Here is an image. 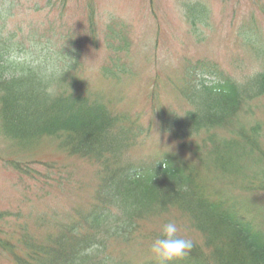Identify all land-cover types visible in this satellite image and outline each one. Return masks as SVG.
I'll list each match as a JSON object with an SVG mask.
<instances>
[{
  "label": "trees",
  "instance_id": "16d2710c",
  "mask_svg": "<svg viewBox=\"0 0 264 264\" xmlns=\"http://www.w3.org/2000/svg\"><path fill=\"white\" fill-rule=\"evenodd\" d=\"M55 2L62 19L69 0ZM88 2L82 34L66 23L14 40L6 27L11 5L0 0L3 160L42 186L37 198L45 200L37 211L0 209V262L157 264L151 245L171 221L178 237L193 242L174 264H264V212L251 199L264 193L263 36L254 27V37L239 35L244 58L234 61L236 72L244 64L242 75L214 60L187 61L173 86L177 94L170 93L178 107H156L152 88L148 112L132 115L107 88L122 80L115 70L134 77L125 64L128 29L108 24L115 32H104L102 76H89L82 44H99ZM187 21L193 31L209 28L210 12L193 3ZM154 135L168 137L175 151L146 154ZM53 161L81 176L64 178ZM210 170L217 185L204 179Z\"/></svg>",
  "mask_w": 264,
  "mask_h": 264
},
{
  "label": "rangeland",
  "instance_id": "374dc122",
  "mask_svg": "<svg viewBox=\"0 0 264 264\" xmlns=\"http://www.w3.org/2000/svg\"><path fill=\"white\" fill-rule=\"evenodd\" d=\"M90 1L96 12L99 48L97 50L93 46L82 44L88 74L91 76L94 73V78L102 76L99 69L107 58L103 46L104 32H115L108 24L114 22L119 25V29L124 25L131 40V50L125 58V61L128 60L125 64L134 71V77L129 72L122 74L115 70L122 80L118 82L115 78L111 79L107 88L118 105L121 104L125 111L131 110L132 114L139 110L148 112L147 101L152 88L157 93V106L159 101L166 105H176L174 101H170V93H173L172 89L175 91L173 86L178 81L177 72L187 59H211L237 75L235 65L232 64L233 58H244L238 46L237 34L253 26L264 37V0H201L209 5L212 12L211 29L205 31V40L193 34L201 30L193 33L189 30L183 16L185 3L196 0ZM55 3V0H9L11 11L6 27L8 31L13 30L16 33L14 40L21 35L26 38L35 30L54 29L66 23L79 34L87 29L88 0H69L62 19L59 17L60 2L58 1L59 5ZM83 37L85 38L84 34ZM26 45H29L28 41ZM175 93L177 94L176 91ZM261 103L263 104L262 101ZM143 120L146 121L147 118L144 117ZM4 147L0 141V209L17 211L20 208L23 213L42 209L45 200L37 198V194H43L42 186L32 182L30 177L20 176L18 171L5 165L3 159H7L3 157L7 156V151ZM152 148L173 152L175 144L166 136L158 138L154 135L144 144L143 151L147 154ZM41 159L46 158L43 155ZM53 162L61 167L60 172L64 178L70 177L73 181L81 176H75L76 169L71 167L63 169L64 163L61 161ZM72 162L70 160L67 164ZM33 167L39 172H46L40 164H34ZM204 179L211 180L214 185L218 184L213 170L207 172ZM254 198L258 208L264 212V194ZM180 225L183 227L185 224Z\"/></svg>",
  "mask_w": 264,
  "mask_h": 264
},
{
  "label": "clouds",
  "instance_id": "9594fccd",
  "mask_svg": "<svg viewBox=\"0 0 264 264\" xmlns=\"http://www.w3.org/2000/svg\"><path fill=\"white\" fill-rule=\"evenodd\" d=\"M178 227L175 222L163 225L160 237L151 245V253L157 264H174L183 259L193 248V242L177 236Z\"/></svg>",
  "mask_w": 264,
  "mask_h": 264
}]
</instances>
